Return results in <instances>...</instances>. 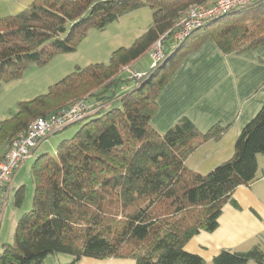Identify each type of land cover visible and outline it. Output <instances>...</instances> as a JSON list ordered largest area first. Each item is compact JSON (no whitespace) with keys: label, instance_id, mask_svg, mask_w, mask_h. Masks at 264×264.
Returning a JSON list of instances; mask_svg holds the SVG:
<instances>
[{"label":"trees","instance_id":"1","mask_svg":"<svg viewBox=\"0 0 264 264\" xmlns=\"http://www.w3.org/2000/svg\"><path fill=\"white\" fill-rule=\"evenodd\" d=\"M214 1L32 0L0 18L1 84L19 80L31 65L46 66L56 55L74 52L90 29L104 30L139 8L151 11L144 33L130 47L114 50L108 64L76 67L45 94L18 102L16 112L0 123L4 153L36 119L57 115L75 101L88 103L85 95L92 100L90 115L54 134L78 124L77 131L31 163V207L19 217L12 243L2 245L0 264H42L54 255L70 256L69 264L82 258L204 264L185 245L200 232H213L222 207L236 206L235 189L256 181L257 157L264 154V102L236 137L232 156L205 174L189 169L185 160L203 143L221 139L227 126L215 124L201 133L182 116L159 133L150 120L183 58L205 41L222 55L264 46V0L209 19L174 43L172 33L184 14ZM159 40L163 58L139 79L129 77L125 70H133ZM23 198L21 185L14 192L15 208ZM250 262L264 264L259 245L246 252L221 250L212 259V264Z\"/></svg>","mask_w":264,"mask_h":264},{"label":"crops","instance_id":"2","mask_svg":"<svg viewBox=\"0 0 264 264\" xmlns=\"http://www.w3.org/2000/svg\"><path fill=\"white\" fill-rule=\"evenodd\" d=\"M150 63L148 55L133 64L132 69L143 73ZM263 102L264 46L239 55H222L212 42L205 41L183 58L160 93L150 123L159 133L166 132L182 116L187 117L201 133L215 124L227 126L221 139L203 143L185 160L189 169L205 174L204 170L209 171L232 156L236 137ZM42 144L12 179L33 155L39 153L37 150ZM2 155L3 149L0 159ZM257 165L256 181L235 189L232 198L236 206L225 204L217 228L211 233L200 232L192 237L185 245L186 252L198 255L204 264H212V259L221 250L246 252L259 245L264 252V154L257 157ZM77 264H134V261L82 258Z\"/></svg>","mask_w":264,"mask_h":264},{"label":"rangeland","instance_id":"3","mask_svg":"<svg viewBox=\"0 0 264 264\" xmlns=\"http://www.w3.org/2000/svg\"><path fill=\"white\" fill-rule=\"evenodd\" d=\"M32 0H0V18L22 11ZM151 22V11L139 8L129 14L122 15L116 21L108 24L104 30L90 29L86 37L78 44L72 53L56 55L46 66H29L19 80L2 82L0 84V123L16 112L18 102H27L47 92L49 86L57 83L70 74L76 67L83 68L93 64H108L112 52L120 47L128 48L134 40L144 33ZM148 58V55L144 59ZM131 69H126L128 72ZM88 97V98H87ZM87 104L92 107L89 94L84 96ZM87 98V99H86ZM116 103L109 105L113 108ZM107 108V109H108ZM80 125L49 136L37 150L52 154L62 139L70 138ZM2 148L0 147V153ZM40 153V154H41ZM24 164L17 172L5 197L0 216V252L4 244H11L14 229L19 217L31 207L33 184L29 176V166L35 159ZM204 170L203 173H208ZM24 186V198L21 206L13 205L14 192ZM3 197V198H4ZM70 256L54 255L45 260V264H69ZM249 264H255L250 262Z\"/></svg>","mask_w":264,"mask_h":264},{"label":"built area","instance_id":"4","mask_svg":"<svg viewBox=\"0 0 264 264\" xmlns=\"http://www.w3.org/2000/svg\"><path fill=\"white\" fill-rule=\"evenodd\" d=\"M255 0H215L207 6L190 8L179 20L177 29L171 39L177 43L188 37L195 29L201 27L209 19L216 18L229 10L249 5ZM164 45L159 40L154 43L149 52L150 68L163 58ZM142 72L129 70L131 78L139 79ZM93 112L91 106L84 101H75L64 111L48 118L36 119L25 132L20 133L5 149L0 159V216L4 203V195L12 177L19 167L31 156L32 150L47 137L60 129L85 118Z\"/></svg>","mask_w":264,"mask_h":264}]
</instances>
